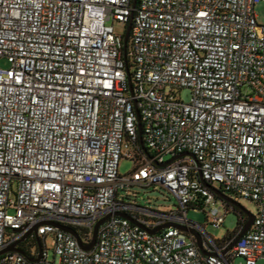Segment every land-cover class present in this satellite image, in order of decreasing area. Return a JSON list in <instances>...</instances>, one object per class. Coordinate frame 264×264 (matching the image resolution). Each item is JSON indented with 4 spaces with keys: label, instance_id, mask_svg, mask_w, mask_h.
<instances>
[{
    "label": "built area",
    "instance_id": "1",
    "mask_svg": "<svg viewBox=\"0 0 264 264\" xmlns=\"http://www.w3.org/2000/svg\"><path fill=\"white\" fill-rule=\"evenodd\" d=\"M133 2L0 0V250L30 233L41 240L43 264H55L47 262L48 240L58 264H257L264 259V25L255 7L264 0ZM131 21L128 53L116 23L127 29ZM182 153L194 157L176 158ZM122 159L135 164L126 176ZM201 177L258 206L231 250L234 240L220 246L188 218L203 211L220 228L228 216L229 203ZM132 186L169 191L177 210L120 197ZM105 217L91 251L60 228L89 244ZM168 224L199 233L202 247L173 226L148 230ZM0 264L32 263L9 252Z\"/></svg>",
    "mask_w": 264,
    "mask_h": 264
},
{
    "label": "rangeland",
    "instance_id": "2",
    "mask_svg": "<svg viewBox=\"0 0 264 264\" xmlns=\"http://www.w3.org/2000/svg\"><path fill=\"white\" fill-rule=\"evenodd\" d=\"M255 13L257 15V20L260 24L264 25V2H259L256 4ZM117 31L121 33L126 32V28L121 23H116ZM2 66H5L6 61L2 60L0 62ZM180 97L185 102H189L191 94L189 90H182L180 92ZM166 160H170L168 157ZM135 164L133 161L128 159H122L120 162V174L121 175H128L134 169ZM215 186L217 188H221V184L216 182ZM120 197H124L128 202L135 203L145 208L163 211V212H170L177 210L178 208V198L174 196L169 191L160 188V187H148L143 188L140 186H132L127 190L120 191ZM238 202H240L248 211L253 214H257L258 206L255 202L250 199L245 198H238L231 196ZM188 218L194 222L200 223L204 225L205 231L215 240H221L229 233L236 231L238 227V215L235 212H231L227 218L224 225L220 228L214 227L209 221L206 220L205 213L203 211H194L190 210L188 212ZM47 248L49 249V256L47 262H54L58 264V258L55 260V253L53 250L52 241H47ZM43 264V263H38ZM234 264H245V260L243 258H236ZM257 264H264V259H261L257 262Z\"/></svg>",
    "mask_w": 264,
    "mask_h": 264
},
{
    "label": "water",
    "instance_id": "3",
    "mask_svg": "<svg viewBox=\"0 0 264 264\" xmlns=\"http://www.w3.org/2000/svg\"><path fill=\"white\" fill-rule=\"evenodd\" d=\"M137 1L138 0H134L133 2V6L136 7L137 5ZM131 29H132V21L129 23L127 29H126V32H125V35H124V41H125V51L127 50V47H128V43H129V39H130V33H131ZM127 74H128V77H129V86H130V89L131 91L133 90V84H132V76H131V72L129 69H127ZM138 128H139V133H140V138H141V142L142 144L144 145V135H143V131H142V122H141V119H139L138 121ZM183 156H192L194 157L191 153H182L180 154L179 156H177L176 158H179V157H183ZM175 159V158H174ZM172 159V160H174ZM201 180L208 186L210 187L219 197L221 200L231 204V205H234L235 207L239 208L240 210H242L244 213H246L248 215V221L245 225V227L241 230V232L237 235L236 239L233 241V243L230 245V247L228 248V250H231L235 247V245L237 243H239V241L242 239V237L251 229L254 221H255V218H256V215L251 213L250 211H248L240 202H238L237 200H235L234 198H232L231 196L225 194L224 192H222L221 190L217 189L216 187L212 186L211 184L209 183H206L202 177H201ZM120 216L122 217H125V218H130L128 215H124V214H119ZM108 219V217H105L103 218L102 220H100L94 227V233H93V240L91 241V243L89 244H85L79 233L71 228V227H65V226H60V228L66 232H69L71 234H73L79 241L81 247L86 250V251H91L93 249V247L95 246L96 242H97V236H98V231H99V228L100 226ZM135 224H140L134 220H132ZM176 227V228H179L181 229L182 231H185V232H188L189 234H193L195 237H196V240H197V243L200 247H202V242H201V236L199 233L195 232V231H192V230H188L186 227H183L181 225H175V224H168V225H165V226H162L160 228H157V229H153V230H149V232L151 233H156L158 231H160L161 229L163 228H168V227ZM33 232H37V227H35L33 229ZM30 235V233H28L21 241H24L28 236ZM39 238V237H38ZM17 242V243H14V244H10V245H7L4 249L0 250V256L1 255H4L6 253H9V252H19L21 254H24L25 256H27L24 252H22L18 247L17 245L21 242ZM39 244H40V247L42 246L41 245V240L39 238ZM207 254V253H206ZM28 260L30 262H33L34 264L35 263H38L41 259V255H39L37 258H29L27 256Z\"/></svg>",
    "mask_w": 264,
    "mask_h": 264
},
{
    "label": "trees",
    "instance_id": "4",
    "mask_svg": "<svg viewBox=\"0 0 264 264\" xmlns=\"http://www.w3.org/2000/svg\"><path fill=\"white\" fill-rule=\"evenodd\" d=\"M130 42L131 41H129V43H128V49H127V52L128 53H129L130 46H131L130 45ZM128 60L130 62V65H132L131 64V61H130L129 54H128ZM199 204L202 205L201 201H199ZM193 206H191L190 208L193 209ZM231 212H235L238 215V227H237L236 231H234L232 233H229L223 239L218 240V245H220V246L222 244L227 243V242H230V241L232 243V241L235 240V238L237 237L238 231L241 230L242 228H244L245 225H246V223H247V221H248V215L246 213H244L242 210H240L239 208L235 207L234 205L228 204V215ZM28 245H29V247H32V245L30 243Z\"/></svg>",
    "mask_w": 264,
    "mask_h": 264
},
{
    "label": "flooded vegetation",
    "instance_id": "5",
    "mask_svg": "<svg viewBox=\"0 0 264 264\" xmlns=\"http://www.w3.org/2000/svg\"><path fill=\"white\" fill-rule=\"evenodd\" d=\"M29 243L32 245V247H29V245H28ZM17 247L22 252H24L29 258H37L39 255L42 256L41 247L39 244V238L38 237H36L35 240H31V238L27 237L24 241H21L17 245ZM35 251H37L38 253H35ZM31 263L34 264L33 262H31Z\"/></svg>",
    "mask_w": 264,
    "mask_h": 264
}]
</instances>
